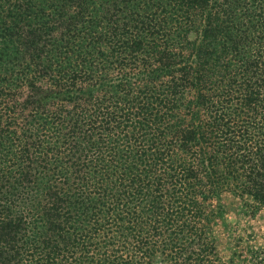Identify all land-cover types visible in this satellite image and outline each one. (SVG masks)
Segmentation results:
<instances>
[{"label":"trees","instance_id":"obj_1","mask_svg":"<svg viewBox=\"0 0 264 264\" xmlns=\"http://www.w3.org/2000/svg\"><path fill=\"white\" fill-rule=\"evenodd\" d=\"M223 192L264 208V0H0V264H264Z\"/></svg>","mask_w":264,"mask_h":264},{"label":"rangeland","instance_id":"obj_2","mask_svg":"<svg viewBox=\"0 0 264 264\" xmlns=\"http://www.w3.org/2000/svg\"><path fill=\"white\" fill-rule=\"evenodd\" d=\"M220 202L222 216L214 225L218 252L224 260L232 253L234 259L246 261L247 245L264 243V208L249 215L241 199L228 192L221 193Z\"/></svg>","mask_w":264,"mask_h":264}]
</instances>
